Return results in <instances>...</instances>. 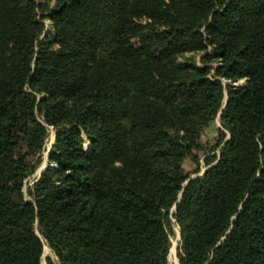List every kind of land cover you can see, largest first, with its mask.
<instances>
[{"label": "trees", "instance_id": "obj_1", "mask_svg": "<svg viewBox=\"0 0 264 264\" xmlns=\"http://www.w3.org/2000/svg\"><path fill=\"white\" fill-rule=\"evenodd\" d=\"M172 224L264 264V0H0V264H168Z\"/></svg>", "mask_w": 264, "mask_h": 264}, {"label": "rangeland", "instance_id": "obj_2", "mask_svg": "<svg viewBox=\"0 0 264 264\" xmlns=\"http://www.w3.org/2000/svg\"><path fill=\"white\" fill-rule=\"evenodd\" d=\"M197 63H199V54L195 56ZM243 80L239 81V84H242ZM220 127L218 119H215L201 134L200 136V142L203 145L212 144L214 138L217 134V129ZM48 139L46 142V149L43 151V160L41 161L40 165L37 167V169L25 180V189L31 185V183L36 180L39 176V173L43 169V167L46 164V153L48 148L51 145V142L53 140L54 132L51 127H48ZM203 151L198 150L195 152L196 156L199 159V163L196 164L195 161L191 157L185 158L183 162V169L186 173L190 174V176L196 175L200 173L204 169L203 164ZM196 169H199L197 173H194ZM172 234L170 235L171 239V246L169 248V252L167 255V262L168 264H179L178 258H177V246H178V227L175 224H172ZM46 258H50L54 264H57V260L54 256V254L51 252V250L48 248V246H44L43 248V254L41 256V264H46Z\"/></svg>", "mask_w": 264, "mask_h": 264}, {"label": "water", "instance_id": "obj_3", "mask_svg": "<svg viewBox=\"0 0 264 264\" xmlns=\"http://www.w3.org/2000/svg\"><path fill=\"white\" fill-rule=\"evenodd\" d=\"M54 143V135H53V140H52V142H51V145ZM50 145V146H51ZM49 149H50V147L48 148V150H47V153H46V159H47V155H48V151H49ZM203 171V170H202ZM202 171L200 172V173H198V174H196V175H200L201 173H202ZM40 174V173H39ZM196 175H193V176H190L189 178H188V180L189 179H191V178H193V177H195ZM187 182V181H186ZM186 182L184 183V185L186 184ZM178 239H179V232H178Z\"/></svg>", "mask_w": 264, "mask_h": 264}]
</instances>
